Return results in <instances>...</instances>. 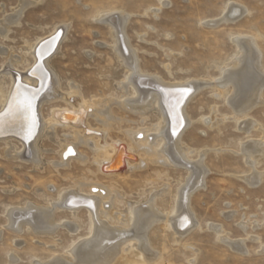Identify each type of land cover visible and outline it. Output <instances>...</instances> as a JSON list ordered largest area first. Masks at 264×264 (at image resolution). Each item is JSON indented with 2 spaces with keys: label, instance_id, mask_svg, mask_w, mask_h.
I'll list each match as a JSON object with an SVG mask.
<instances>
[{
  "label": "rangeland",
  "instance_id": "1",
  "mask_svg": "<svg viewBox=\"0 0 264 264\" xmlns=\"http://www.w3.org/2000/svg\"><path fill=\"white\" fill-rule=\"evenodd\" d=\"M230 3L244 7V14L232 23L204 24L221 16ZM24 5L21 9L19 0H0V22L5 17L13 22L0 32V48L7 51L0 53V72L7 70L10 53L19 58L15 67L25 71L33 61L31 45L53 29L65 27L63 39L49 57L58 91L67 93L73 87L95 108L109 109L113 118L106 129L109 142L120 140L132 145L123 132L142 128L151 139L159 117L154 110L140 115L122 106V95L128 98L131 90L127 86L126 95L120 88L128 70L115 53L109 27L99 21L101 15H116L119 11L128 15L125 34L145 73L171 83L197 79L209 82L185 101L188 124L179 133V143L191 150L192 160L205 151L202 163L207 173L189 198L195 223L178 239L168 225L156 223L149 231L151 247L159 254L157 264H264V179L249 184L243 178L253 171H264V154L251 168L241 151L243 144L264 140V103L242 116L234 113L228 103L232 89L228 86L219 93L214 86L224 67L229 68L239 54L233 40L236 35L256 38L264 67V0H29ZM0 85L6 91L9 77L2 78ZM51 86L53 81L46 91ZM262 96L264 100V89ZM57 105L65 103L43 102L41 118H48L51 108ZM245 120L252 123L246 130L241 127ZM89 122L100 127L96 116H91ZM54 131L50 136L38 137L41 160L37 165L31 161L29 151L22 159L7 157L5 150L11 144L7 147L5 141H0V264H8L9 253L17 257L15 264H34L38 258L47 261L53 255L68 254L77 237L88 235L87 212L80 209L73 219L78 222L75 235L59 227L52 234L41 236L25 229L18 236L6 226L10 207H23L29 202L48 205L78 181L97 182L116 194L109 208L110 218L120 211L124 217L130 205L143 204L152 191L165 187L155 201L160 211L167 212L177 189L189 178L185 169L164 157L156 162H146L143 157V164L130 172L122 166L120 175H103L101 172H109L97 171L92 153L80 144L77 151L87 157L85 162L72 160L67 166L54 167L64 134L69 132L59 127ZM13 145L17 151L23 150L20 142ZM55 219L72 220V216L69 211H57ZM224 234L232 240L243 239L244 251L223 242ZM16 238L20 243L15 242ZM113 264L142 262L131 249L121 253Z\"/></svg>",
  "mask_w": 264,
  "mask_h": 264
},
{
  "label": "bare ground",
  "instance_id": "2",
  "mask_svg": "<svg viewBox=\"0 0 264 264\" xmlns=\"http://www.w3.org/2000/svg\"><path fill=\"white\" fill-rule=\"evenodd\" d=\"M28 1L19 0V7L22 9ZM244 12V7L230 3L221 16L205 21L204 24L214 26L221 22L232 23ZM4 19L0 22V32H4L10 25L8 23L11 19L8 17ZM127 20L128 15L122 11L116 15L106 13L99 19L100 23L109 27L115 53L128 70V76L120 83V88L126 95L128 92L126 87L130 86L131 90L128 98L122 95V106L131 113L140 115L154 110L159 117L158 126L153 127L151 139L142 128L138 131L123 132L131 140L132 145H125L120 140L107 141L106 129L113 120L107 111L108 106L107 110L95 108L73 87L67 93L58 91L57 77L49 65V57L53 55L64 37L65 27L61 30L57 27L48 36L37 39L31 45L29 50L33 61L25 71L22 72L15 67L19 58L10 53L7 70L0 72V81L5 77H9L10 80V86L6 91L0 85V141H5L7 147L11 144L5 150V154L12 159H22L29 151L31 161L37 165L41 160L38 158L40 149L36 146L38 137L50 136L51 132H55L54 129L59 127L69 132L64 134L59 160L53 162L54 167L67 166L72 160L85 162L87 157L77 151L80 144L92 153V162L97 171L100 172L101 169L109 172H101L103 175H120L123 168L125 172H130L143 164V157L146 162L161 161L164 157L170 163L185 169L189 178L185 185L177 189L173 206L167 212L160 211L155 201L156 197L165 191V187L152 191L143 204L130 205L124 217L120 216L123 213L120 211L118 216L115 214L110 218L108 212L114 205L116 194L97 182L78 181L71 188L63 189L59 197L49 201L48 205L38 206L29 202L23 207H10L6 212V226L18 236L25 229L42 236L52 234L59 227H64L71 235H75L78 232V222L73 220L76 213L80 209L87 212L89 224L86 237H77L68 254L51 255L47 261L38 258L34 260V264H113L121 253L131 249L135 251L142 264H157L159 254L151 247L150 229L156 223H164L174 231L178 239L195 223L189 198L202 185L207 173L202 163L205 151L202 150L199 153L200 157L192 160L189 155L191 150L179 143V133L188 124L183 109L185 101L187 103L196 89L207 86L209 82L197 79L171 83L145 73L139 67L136 51L126 37ZM233 40L239 54L232 60L229 68L224 67L222 77L215 81L214 86L219 93L223 92L222 88L226 89L229 86L232 91L227 98L228 103L234 113L246 116L253 106L264 103L262 96L264 67L255 37L236 35ZM5 52L7 51L0 48V53ZM50 81H53V86L46 91ZM45 101H63L65 105L53 106L49 117L43 119L40 115V105ZM91 116H96L100 127L91 125L89 122ZM247 121L245 120L241 126L245 130L252 124L250 120ZM137 134H140V137L137 138ZM67 138L73 139L66 141ZM15 141L23 145L22 151L15 149L13 145ZM241 151L251 168H254L255 161L264 154V140L243 144ZM243 178L249 184H256L264 179V171H253ZM85 186L87 190L84 189ZM57 211H69L72 220L57 221L55 219ZM114 220H117L115 224ZM215 229L217 231L216 226ZM221 240L233 249L244 251L243 239L232 240L224 234ZM15 242L20 243L18 239ZM13 254L9 253L8 264L16 263L17 257Z\"/></svg>",
  "mask_w": 264,
  "mask_h": 264
}]
</instances>
